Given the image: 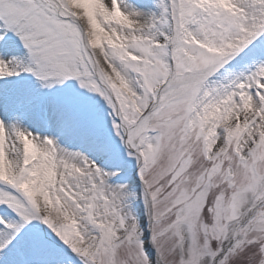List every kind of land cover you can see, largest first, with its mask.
<instances>
[{"label":"snow or ice","instance_id":"1","mask_svg":"<svg viewBox=\"0 0 264 264\" xmlns=\"http://www.w3.org/2000/svg\"><path fill=\"white\" fill-rule=\"evenodd\" d=\"M0 264H264V0H0Z\"/></svg>","mask_w":264,"mask_h":264}]
</instances>
